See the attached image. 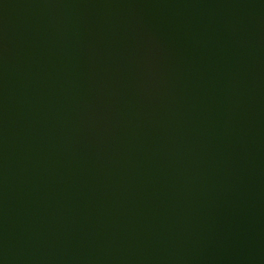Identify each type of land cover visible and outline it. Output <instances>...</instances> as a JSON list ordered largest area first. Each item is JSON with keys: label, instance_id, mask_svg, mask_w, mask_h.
<instances>
[{"label": "water", "instance_id": "water-1", "mask_svg": "<svg viewBox=\"0 0 264 264\" xmlns=\"http://www.w3.org/2000/svg\"><path fill=\"white\" fill-rule=\"evenodd\" d=\"M0 264H264V0H0Z\"/></svg>", "mask_w": 264, "mask_h": 264}]
</instances>
